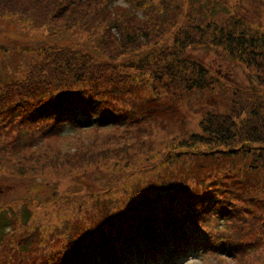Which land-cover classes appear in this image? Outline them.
Wrapping results in <instances>:
<instances>
[{
    "label": "trees",
    "instance_id": "obj_1",
    "mask_svg": "<svg viewBox=\"0 0 264 264\" xmlns=\"http://www.w3.org/2000/svg\"><path fill=\"white\" fill-rule=\"evenodd\" d=\"M179 1L0 0V21L11 19L33 31L79 32L93 41L96 52L41 45L27 49L32 55L19 78L5 80L0 75V120L7 115L26 119L25 124H16L19 151L63 137L66 124L72 132L93 126V110L85 111L88 103L90 108L101 104L100 84L116 83L125 69L149 71L176 87L186 84L203 91L221 85L215 71L193 59L191 49L205 45L221 60L253 75L257 83L250 89L231 86L233 113L239 112L225 116L209 112L201 132L181 143L182 154L195 153L208 141L205 146L213 153L216 147L229 157L251 154L264 159V34L254 28H260L264 19V2L253 5L257 12L249 14L251 23L234 11L222 20L216 19V13L189 16L188 25L182 26L169 15L180 13ZM186 1L198 5L212 0ZM89 89L95 90L98 100L89 98ZM33 108H39L40 114L34 112L30 117L23 113ZM79 115L85 119L79 120ZM40 122L45 126L42 131ZM105 123L98 122L97 127ZM211 176L208 181L199 177L188 181L202 192L218 187L212 198L202 195V199L190 200L196 193L182 196L172 179L146 195L135 186L127 201L116 197L101 202L99 198L95 207L101 210L95 227L87 225L80 230L67 224L61 235L51 231L49 237L62 240L60 246L45 251L43 259L32 264H171L192 251L204 250L223 258L250 250L243 238L252 233L245 232V227L253 221L238 205L242 201L239 193L222 189L223 179L215 176L214 170ZM185 183L181 181V187L188 189ZM24 213L20 220L27 230L30 217L27 210ZM12 222L7 213L0 212V238L6 237ZM39 236V229H33L25 242L17 241V264H24V253ZM38 244L45 250L43 240Z\"/></svg>",
    "mask_w": 264,
    "mask_h": 264
},
{
    "label": "rangeland",
    "instance_id": "obj_2",
    "mask_svg": "<svg viewBox=\"0 0 264 264\" xmlns=\"http://www.w3.org/2000/svg\"><path fill=\"white\" fill-rule=\"evenodd\" d=\"M259 1L212 0L189 5L182 0L178 5L180 13L169 15L171 21L184 26L189 16L208 17L216 13V19L222 20L235 11L251 23L249 14L257 12L254 6ZM262 11L264 14V8ZM254 28L264 34V19L260 28ZM41 45L96 53L93 41L79 32L33 31L6 19L0 21V75L5 80L19 78L32 55L27 54V49L35 50ZM201 46L191 49L193 59L215 71L221 85L200 91L186 84L176 87L167 78L157 79L149 71L125 69L116 83L100 84L97 92L102 97L101 104L90 108L88 103L85 111L93 110V126L72 132L66 124L63 137H53L20 151L16 124H25L26 119L7 115L0 120V212L13 220L12 227L6 229V237L0 238V264H17V241L25 242L33 229H39L40 236L31 241L24 253V264L40 262L45 251L58 248L62 242L49 237L51 231L56 230L55 236L61 235L67 224L80 230L87 225L95 227L101 210L95 207L97 200L107 202L118 197L127 201L135 186L146 195L161 189L163 183L167 186L172 179L174 189L181 190L182 196L196 193L190 200L202 199V195L212 198L218 187L202 192L188 181L198 177L208 181L212 170L223 179L222 189L239 193L242 201L238 205L243 207L244 216L253 221L252 226L249 223L245 227V232L252 233L242 239L250 244V250L223 258L204 250L192 251L177 264H264V159L251 154L229 157L216 147L213 153L205 146L208 141L202 142L195 153L182 154L181 143L190 139L192 133H200L201 123L210 114L239 112L233 113L231 86L250 89L257 83L240 66L228 64L214 50ZM94 93V89H89L87 95L98 100ZM34 112L39 115V108L23 113L31 117ZM79 118L84 120L85 116ZM103 121L107 123L98 128L97 123ZM38 125L40 131L45 129L41 122ZM229 165H234V169H226ZM181 181H187L188 189L181 187ZM164 196H168L166 192ZM24 210L30 217L27 230L20 220ZM41 240L45 250L38 244Z\"/></svg>",
    "mask_w": 264,
    "mask_h": 264
}]
</instances>
